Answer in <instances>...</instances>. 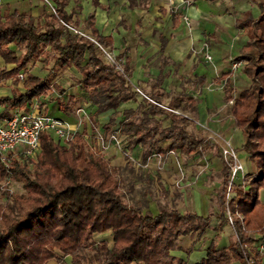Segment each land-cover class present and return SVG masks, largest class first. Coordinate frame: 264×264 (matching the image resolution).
Returning <instances> with one entry per match:
<instances>
[{"label": "trees", "instance_id": "obj_1", "mask_svg": "<svg viewBox=\"0 0 264 264\" xmlns=\"http://www.w3.org/2000/svg\"><path fill=\"white\" fill-rule=\"evenodd\" d=\"M55 2V12L45 15L42 24L25 12L0 11V57L5 64H14L12 68L0 69V83L11 80L13 85L22 86V90L14 89L10 95L0 96L2 114L26 112L34 103L40 108L45 104L47 113L49 104L56 102L63 114L59 117L73 120L68 101L60 99L66 90L51 78L30 71L40 58L44 64L51 63L48 75L74 66L80 74L76 83L88 93L97 111L116 108L137 94L127 77L104 61L94 42L65 25L74 27L71 16L63 9L64 1ZM258 7V16L248 15L241 23L246 29L247 41L240 55L234 58L242 61V71L250 78V84L233 100L234 123L244 138L240 149L248 153L255 170L244 183L229 185L230 167L222 161L217 218L219 222H226L229 212L237 238L219 249L210 242L206 256L195 264H229L233 259L246 264L240 243L250 246L254 241L250 236L252 231L264 234V202L259 199V190L264 188V1ZM93 34L100 45L110 44V38L96 31ZM126 64L124 71L128 76ZM161 80L160 77L157 82ZM52 91L58 96L51 95ZM224 92L225 100H232V88L225 85ZM72 96L67 94V99L75 104L77 96ZM149 97L157 104L149 103L139 122L134 121L137 110L127 109L123 111L124 120L119 128L113 129L115 119L111 116L103 131L118 130L141 143L145 148L143 161L153 153L165 155L179 149L191 155L212 147L210 140L186 129L188 118L165 111L157 96ZM196 101L187 97L181 106L193 111ZM173 105L180 106V100H175ZM51 115L57 116L53 112ZM159 115L168 118L170 125L162 128L160 121L154 119ZM152 120L154 124L148 125ZM88 127L85 120L82 132L67 145L49 131H42L40 151L35 159L25 163L11 159L7 169L0 161V177L11 173L12 177L24 180L25 188L24 193H2L5 200L0 205V264H45L51 259L59 264H185L170 254V250L178 247L173 238L194 231L215 215L181 213L167 205L152 214L144 212L140 203L126 202L120 185L121 167L111 165L94 144L85 141L83 133L89 132ZM156 132L159 140L166 141L164 145L156 146L152 142ZM34 162L33 170L26 168ZM229 191L234 195L226 200ZM237 213L243 215V225ZM106 231L111 233V246L105 240L98 247L89 245L93 234ZM252 250L258 257L259 252ZM254 264L262 261L258 259Z\"/></svg>", "mask_w": 264, "mask_h": 264}, {"label": "crops", "instance_id": "obj_2", "mask_svg": "<svg viewBox=\"0 0 264 264\" xmlns=\"http://www.w3.org/2000/svg\"><path fill=\"white\" fill-rule=\"evenodd\" d=\"M63 1V9L68 15L71 16L72 25H74L76 29L94 39V31H96L100 36L110 38V44L107 46H102L97 41V44L94 42L98 47L99 54H102L99 48L100 45L103 48L114 52V55L118 58H122L123 67L124 62L127 63L126 65L129 71L127 80L137 91V94L131 99L120 102L116 108H110L114 112L120 110L123 114L124 110L134 109L128 106H130V102L134 101L136 96H138L141 91L138 83L142 84L143 82L145 83L148 80H152L151 87L154 90H159L164 81L170 77L173 72H176L177 68L173 65L182 62L185 54L189 53L190 45L194 44L198 46L206 39H208V42L212 48L214 62L221 70L218 80H230L228 83V88L231 87L233 93V87L230 85L231 71H229L228 68L226 69L227 63L224 58L226 54H229L230 52L233 53L234 58L240 55V50L247 41L246 29L241 25V23L248 15H252L253 17L258 16V3L264 0H194L193 4L186 11L191 21L189 28H187L179 12H172L170 10L171 6L179 3L180 0ZM55 3V0H0V11L4 13L13 11L25 12L34 17L36 22L42 24L45 15L55 12L53 10ZM240 17L241 19H238ZM85 38L88 39L87 37ZM232 39H234L233 44L231 43ZM188 57L190 64L194 63V65H191L194 76L192 79L193 81H199L202 84H206L218 74L217 67L214 70L210 65L204 62L205 59L203 57H200L199 55L196 56L194 53H189ZM42 59L43 58L37 60L33 64L30 71L40 77L51 78L52 82L57 83V76L62 72V70L52 71L51 74L48 75L51 63L44 64ZM5 65L8 69L14 66V64ZM67 68H73L75 70L73 77L77 81L80 78V74L78 73L77 69L74 66ZM237 76L243 80L247 79L244 76V72L242 71V64L238 69ZM160 77L162 80L158 83L157 80ZM1 83L0 96L10 95L14 89L22 90L21 84L15 86L11 83V80H7L6 83L12 84L14 89H11L10 86L5 85L3 82ZM76 85L78 86V93H72V90H74L75 87H71V91H69V88H65L66 95L70 94L78 96L81 92H85V90L81 89L77 83ZM248 86L244 88H247ZM53 95L58 96L56 92H54ZM149 95L157 96L160 100L159 105L161 106L160 97L152 92L143 95L145 96V100L148 99V102L149 100L155 101L151 99ZM187 97L197 100L195 104V110L192 111L182 108L181 105L185 104ZM60 99H62V96ZM234 99L235 98L232 97V100ZM175 100H180V106L173 105ZM225 101V92L223 86V92H220L218 89L211 92L203 88L200 95L197 93L191 94L182 90L174 96L169 110L164 109L162 106L161 107L167 112H174L175 114L188 118L189 123H191V118L189 116L185 115L184 113H178L175 110L178 109L182 112L191 113L193 119H195L194 117H197L200 120L202 119L204 122H208L210 126H215L217 124L213 122L214 118H212V115L215 114H213L212 111L215 110L217 106L220 107V105ZM154 103L157 104L156 101ZM45 107L46 105L42 104L41 108L38 105L36 108L38 110L44 111ZM55 109L59 110L56 102L53 103L52 111ZM231 117L232 120H227V122L224 123V132L227 136H231L233 139L237 140V142L239 141L240 144L236 149V152L238 154L241 152L242 156L244 157L245 151L240 149L244 138L241 130L235 126L233 111ZM121 122H115L113 129L119 128ZM242 156H239V159L243 163L245 170L247 162L244 161ZM111 162L115 165H121L122 157L117 155L113 158V161L111 160ZM259 199L264 202V188L259 190ZM212 218H216L218 220L216 215ZM106 232L96 234L102 235ZM192 235V238L187 237V234L182 236L180 235L181 237L178 239V247L170 250V254L181 258L185 264H195L201 258L205 257L206 248L210 242H213L216 246V249H219L230 245L235 240L233 239L231 242H228L226 237H220L218 241L211 239L203 251H198L195 250L200 248V244L197 242V230H194ZM195 242H197V244ZM253 242L250 245L252 248H254ZM191 245H193V251L187 256L186 250L183 247L189 248ZM258 259H260L262 264H264V252H259ZM66 261L69 262L70 257L67 256ZM229 264L241 263L239 260L233 259Z\"/></svg>", "mask_w": 264, "mask_h": 264}, {"label": "rangeland", "instance_id": "obj_3", "mask_svg": "<svg viewBox=\"0 0 264 264\" xmlns=\"http://www.w3.org/2000/svg\"><path fill=\"white\" fill-rule=\"evenodd\" d=\"M179 2H181V0ZM238 19H241V17ZM186 26L187 28L190 27L187 24ZM233 42L234 39H232L231 43L233 44ZM204 43L207 45L209 54L212 57L211 60H207L204 57V49L199 51L200 47ZM193 49H198V52L194 53ZM112 53L114 54V52ZM189 53H194L196 56L199 55L200 57H203L205 59L204 62L210 65L214 70L217 67L218 74L206 84H202L199 81H193L192 79L194 76L191 65H194V63L190 64V60L188 59ZM189 53L185 54L182 62L173 65L177 68L176 72H173L171 76L164 81L159 90H154L151 87L152 80H148L142 84L138 83L141 91L138 96H136L135 100L130 102V106H128L137 110L134 118L135 122L140 121L143 111L148 108L150 105L149 103L155 102L152 100H149V102L145 100V96L143 95L146 93L149 94L152 92L157 94L161 99V106L164 109L169 110L174 96L182 90L191 94L197 93L199 95L202 93L203 88L211 92L215 91L216 89H218L220 92H223V86L228 85V83L226 79H222L221 81L218 80L221 70L214 62L212 48L208 42V39L202 41L198 46L191 44ZM101 55H103V53ZM102 57L106 61L104 56ZM233 59L234 56L232 52L226 54L224 58L227 63L226 69L228 68L229 71H231L230 85L234 90L232 97L236 98L240 90L249 85L250 79L245 74L244 76L248 80L238 78L240 74L237 76V73L240 66L234 67ZM121 65L123 67V60L121 61ZM3 67L7 66L0 57V69ZM74 73L75 70L73 68H66L62 70V72L57 76V83L64 89L69 88V91H71V87H75L74 90L76 92L72 90V93H78L76 79L73 77ZM3 83L10 86L11 89H14L12 84H7L6 81H3ZM53 93L54 91H52L51 95H53ZM61 100L63 102L68 101V110L70 112L69 114L73 116L72 119L74 118L76 120V111L78 107L83 108L85 115L89 116L90 120L94 123L98 131H103V125L107 123L111 116H114L116 123L121 122L124 119L122 111L120 110H117L116 112H114L112 109H108L106 111H96V105H94L89 100L88 93L86 91L81 92L77 96V101L75 104L69 103L70 100L67 99L66 94L63 95ZM52 109L53 104H49L47 113L51 114L53 112V114L57 116H63L61 111H58L57 109L52 111ZM175 111L189 116L191 118V123L186 125V129L198 137L210 140V142L213 144L212 147L202 148L193 155H185L179 150L167 152V154L162 157L159 155V153H153L143 161L142 154L145 148L141 145V143L135 142L133 138L123 135V143L120 146L122 149L126 148V151H124L127 152V154H124L119 150V148H116L112 145H110L105 152L101 153L106 159L109 160L111 165H115L111 162L115 156L120 155L122 157V164L115 166L121 167L120 185L123 192L122 196L123 199L129 204L140 203L143 205L144 212L150 211L152 214H156L161 206L167 205L169 207H175L181 213L186 211H195L202 215L212 213L218 217V215H220V209L217 202V194L223 179L221 169L222 161L226 158L224 149L232 148L236 151L240 144L239 141L237 142V140L233 139L231 136H227L224 132L225 127H223L227 120H232L231 116L233 111V101H225L220 105V107L217 106L215 110L212 111V113L215 114L212 115V118H214L213 122L217 124L215 126H210L208 122H204L202 119L200 120L197 117H194L195 119H193L191 113L182 112L178 109ZM9 114L0 113V116H8ZM74 119L72 121H75ZM154 119L160 121L162 127L168 126L170 123V121L164 118L163 115L155 116ZM84 120H86L89 126L88 129L91 131L90 120H88L87 116L84 117ZM147 124L153 125L154 121H149ZM159 130L160 128L158 131ZM159 139L160 135L158 132H156L152 138V142L156 146L164 145L166 143V141H161ZM236 154L238 158L239 156H242L241 152ZM11 158L13 159V157ZM242 158H244V161L247 162L246 169L244 170L245 176L243 181L245 182L246 179H250L249 175L255 170V165L251 162V160H249L247 153L244 152V157L242 156ZM35 162L27 165L26 168L33 170ZM243 181L238 178L237 184H242L244 183ZM246 187H248V185H246L245 188ZM4 191H7L11 194L24 193V180L20 179L19 177H12L11 173H7L4 178L0 177V205H2L5 200V198L2 196ZM233 195L234 192H228L226 194V200H229ZM183 228L186 227H182V229ZM188 229L191 230V227ZM195 230H197L198 233L197 242L200 244V248L195 249L198 251H203L211 239L218 241L220 237H226L227 241L231 242L236 238L235 231L232 224L229 222V219L226 222H219L216 218H212L208 223L200 224ZM192 232L194 231L186 233L188 235L187 237L192 238ZM255 234V231L250 232L252 237H254ZM180 235L182 236L185 234ZM180 235L176 238H173L176 246L179 245L178 239L181 237ZM103 240L107 241L110 246L112 245V236L110 231H107L102 235L93 234L89 239V245L94 244L98 247L100 242ZM197 242L195 243L197 244ZM183 248L186 250L187 256L193 251V245H191L189 248ZM45 264L59 263H57L56 260L51 259Z\"/></svg>", "mask_w": 264, "mask_h": 264}, {"label": "built area", "instance_id": "obj_4", "mask_svg": "<svg viewBox=\"0 0 264 264\" xmlns=\"http://www.w3.org/2000/svg\"><path fill=\"white\" fill-rule=\"evenodd\" d=\"M193 2L194 0H181V2L172 5L170 8L172 12H179L182 16V19L188 26H190V18L188 17L186 11L193 4ZM65 25L74 33L85 36L97 44L94 38L85 35L69 24ZM99 48L102 51L106 62L111 64L122 75L127 77L124 67L121 65L122 59H117V57L110 50H107L100 45ZM203 49L204 57L207 60H211L212 57L209 54L207 45L205 43L200 47L199 51ZM193 51L194 53H197L198 49H193ZM241 64L242 61L233 62L234 67H238ZM19 78H22V74H19ZM36 107L37 103H34V105L31 106L26 112L13 111L8 116H0V161L6 169L9 167L10 160L12 159L11 157H13V159L19 163H25L36 158L38 152L40 151V133L42 131H49L53 137L59 139L61 143L67 145L71 142L75 135L82 132L83 122L85 121L84 117L87 116L88 120H90L89 116L85 115L83 108L77 109V118L75 121H68L63 117L47 114L42 110H38ZM2 110L3 108L0 105V113ZM90 124L92 130L83 133L84 139L88 144H94L95 147L101 152H105L108 147L112 145L116 148H119V150L124 154H127V152H125L126 148L122 149L120 146L123 143L124 136L120 134L118 130H112L110 132L98 131L92 124L91 120ZM170 151L172 152V150ZM236 153L237 152L232 148L224 149V154L226 157L224 161L228 163L230 167L229 185L236 183L238 178L243 181L245 176L243 163L237 157ZM159 155L161 157L165 156L161 154ZM229 189L230 188H228V190ZM237 214L241 224L243 225V216L239 213ZM228 216L229 222L232 224V218L229 212ZM255 232L256 234L254 235L253 242L254 248L245 243H240L246 264H254L258 260V257L255 255L252 249H256L259 252L264 251V234L260 231Z\"/></svg>", "mask_w": 264, "mask_h": 264}]
</instances>
